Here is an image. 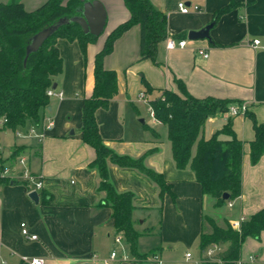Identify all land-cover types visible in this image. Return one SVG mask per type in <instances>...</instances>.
<instances>
[{
  "label": "crops",
  "instance_id": "obj_1",
  "mask_svg": "<svg viewBox=\"0 0 264 264\" xmlns=\"http://www.w3.org/2000/svg\"><path fill=\"white\" fill-rule=\"evenodd\" d=\"M47 1L0 3L16 2L25 11L33 12ZM148 1L167 16L168 38L158 44L155 64L140 59L137 26L114 41L111 53L103 58V68L115 72L117 93L107 109L95 114L99 134L108 149L131 159L145 156L144 166L161 175L170 186V193L160 196L158 187L138 172L107 164L108 179L115 192L134 196L132 222L140 234L137 253L146 257L136 260L122 239L120 245L115 243L112 212L101 206L105 194L98 191L100 178L92 166L96 155L83 143L81 135L83 101L91 97L94 88L95 57L109 34L128 20L129 13L123 0H88L99 3L104 10L103 30L87 45L85 54L77 42L57 40L62 73L55 84L63 99L50 98L39 122L51 119L54 126L42 141L15 135L26 134L30 123L16 131L0 130L2 167L19 173L24 168L16 161L23 157L26 169L43 182V189L37 193L38 203H34L23 183L0 180V264H25L22 258H39L44 264H189L196 251L200 255L204 216L222 227L226 221L231 224L247 219L264 208V156L251 164L249 145L254 132L249 118L240 115L231 119L243 143L241 195L232 201V207L223 205L226 212L217 213L214 200L202 195L189 167L176 169L166 127L150 114L148 122H141L139 111L145 104L149 113V101L158 98L161 90L177 92L176 81H180L195 99L246 105L247 112L264 125V0ZM179 2L190 7V13L180 14ZM230 3L238 6L213 25L209 40L187 39L189 32L210 25L213 14ZM193 6L200 11H192ZM168 39L184 40L186 45L168 50ZM254 40L260 42L256 48L251 45ZM197 50L207 53L208 58L198 57ZM228 119L226 115L208 119L200 137L210 138ZM36 131L41 133L40 128ZM14 150L19 153L11 160ZM22 224L29 235L37 237L35 241L22 236ZM205 231H209L207 226ZM113 251L117 256L111 260ZM186 254L191 256L189 260ZM123 255L127 261L121 260ZM249 255L256 257L254 264H264V232L258 241L247 239L242 245L240 260L246 262Z\"/></svg>",
  "mask_w": 264,
  "mask_h": 264
},
{
  "label": "trees",
  "instance_id": "obj_2",
  "mask_svg": "<svg viewBox=\"0 0 264 264\" xmlns=\"http://www.w3.org/2000/svg\"><path fill=\"white\" fill-rule=\"evenodd\" d=\"M87 2L48 0L33 12L25 11L16 2L0 3V119L6 121L0 130L16 131L27 123L39 125L42 111L49 106L46 91L52 88L55 79L62 73L57 40L75 41L85 54L87 45L94 42L96 37L84 34L79 25L69 22L58 27L37 51L28 53V46L35 35L58 21L79 17ZM123 3L129 13L128 20L109 34L104 48L95 57L94 88L91 97L83 101L81 135L83 143L90 146L96 155L92 166L97 168L100 178L98 191L105 194L101 206L111 209L115 235L121 237L130 255L139 260L146 256L137 253L140 234L135 231L132 222L134 196L129 192H115L108 179L107 164L109 162L121 169L138 172L158 187L160 196L170 193V186L161 175L144 166L145 156L131 159L118 156L108 149L99 134L95 114L97 110L107 109L117 93L115 72L103 68V58L111 53L114 41L131 27L137 26L140 30V59L155 64L157 46L168 38L167 16L157 11L148 0H123ZM237 6L230 3L216 11L211 24L214 25L221 16ZM176 86L177 92L161 90L160 96L149 101L148 105L154 119L167 129V140L176 169L189 167L202 195L211 197L214 207H222L241 195L243 143L233 130L232 118L210 138L200 136L208 119L224 115L229 105L240 103L212 98L195 99L180 81H176ZM145 88L147 93L151 92L147 85ZM244 116L252 122L254 140L249 145V157L251 164L255 165L264 156V125L258 124L247 111ZM18 153V150H14L9 159H15ZM3 163L0 157V167ZM223 194L229 195L227 201L222 200ZM205 226L209 228L208 232ZM262 232L264 208L245 219L239 232L232 229L227 221L220 227L213 219L204 216L199 237L200 257L205 249L216 245L224 247L216 259L223 264H236L240 260L244 242L247 239L258 241ZM200 264L210 263L201 261Z\"/></svg>",
  "mask_w": 264,
  "mask_h": 264
},
{
  "label": "built area",
  "instance_id": "obj_3",
  "mask_svg": "<svg viewBox=\"0 0 264 264\" xmlns=\"http://www.w3.org/2000/svg\"><path fill=\"white\" fill-rule=\"evenodd\" d=\"M177 10L180 14H183V15L190 13V7H188L184 2H179L177 4ZM192 11L199 12L200 8L198 6H193ZM185 45H186V42L184 40L176 41L174 39H168L166 42V47L168 50H172L175 48L183 49L185 47ZM251 45H252V47L256 48L260 45V42L257 40H254V41H252ZM196 55L198 57L203 58V59L208 58V54L202 50H197ZM46 96L49 99L50 98H55L58 100L63 99V93L58 92L56 89L54 90L52 88H49L46 91ZM140 100L144 101L145 97L143 95H140ZM246 111H247V107L244 104H231L228 106L227 112L224 115H226L229 118H232V117L244 115ZM148 112L150 114V117L153 120H155L154 115H153V111L150 107L148 108ZM5 123H6V121L4 119H0V129H2L4 127ZM53 126H54L53 121L51 119H47L45 121H42L39 125L31 126L28 129V131L26 132V134H21L19 132H16L15 135L17 137H23V136L32 137L38 141H42L44 139L46 131L50 130ZM37 128L41 129V133H37V131H36ZM16 162L19 166H21L24 169L21 172L16 173L14 171V169L11 167H0V180L6 179L9 181H18V182L23 183L27 187L29 193H32V192L39 193L43 189L42 180L39 177L32 175L26 169V167H25L26 159L25 158L20 157L17 159ZM227 206L229 208L232 207V202H228ZM244 220L245 219L241 218L240 220H238L234 223H231L230 225H231L232 229L239 232L240 225ZM21 234L24 238H26L30 241H35L37 239L36 236H32V235L28 234V231L25 228L24 224L21 225ZM114 241L116 244L120 245L121 244L120 236H115ZM219 249H220V247H218L216 245H212L209 248L205 249L202 253L201 258H200V262L206 261L210 264H223V262L221 260L215 258L216 255L220 252ZM116 256H117L116 251H113L110 254V259L113 260L116 258ZM185 258L187 260H189L191 258L190 254H186ZM121 260L127 261L128 257L123 255V256H121ZM22 261L25 264H44L43 260L39 259V258H30V259L22 258ZM256 261H257V259L254 255H250L248 257V260H247L248 263H253V264L256 263ZM241 262L242 261L239 260L236 264H241Z\"/></svg>",
  "mask_w": 264,
  "mask_h": 264
},
{
  "label": "water",
  "instance_id": "obj_4",
  "mask_svg": "<svg viewBox=\"0 0 264 264\" xmlns=\"http://www.w3.org/2000/svg\"><path fill=\"white\" fill-rule=\"evenodd\" d=\"M104 10L102 9L101 5L97 2H87L83 5L81 14L79 17H75L70 20H60L55 25L44 29L37 35H35L30 45L28 46L27 52H35L39 49V47L43 44V42L53 34L58 27L62 26L63 24L73 22L80 26L84 34H89L92 36H99L103 30L104 24ZM213 25L210 24L206 26L204 29L198 32H189L187 35V39L189 41H196V40H209V32L212 29ZM52 89H56V84L52 86ZM142 122V121H141ZM29 198L32 202L38 203V194L36 192H32L29 194ZM229 199L228 194L222 195V200L227 201ZM82 264H90V263H82Z\"/></svg>",
  "mask_w": 264,
  "mask_h": 264
},
{
  "label": "rangeland",
  "instance_id": "obj_5",
  "mask_svg": "<svg viewBox=\"0 0 264 264\" xmlns=\"http://www.w3.org/2000/svg\"><path fill=\"white\" fill-rule=\"evenodd\" d=\"M144 104V103H143ZM142 106V105H141ZM143 107V108H142ZM142 107H140L139 111L141 114L140 117V121L145 120V122L150 120L149 117V113H147L146 110V105L144 104ZM226 206H222L221 208L217 209V213H222V212H226ZM220 217V215H218ZM224 249V247L220 248L219 250L222 251ZM196 254L194 255V257L191 259V261L189 262V264H200V255L197 253V251L195 252ZM250 256V255H249ZM248 256V257H249ZM248 257L246 259V262L248 260ZM245 261H242L241 264H253V263H246Z\"/></svg>",
  "mask_w": 264,
  "mask_h": 264
}]
</instances>
